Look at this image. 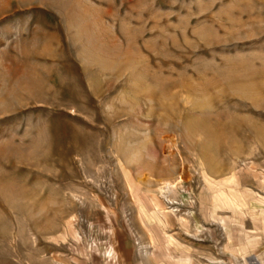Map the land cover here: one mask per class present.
<instances>
[{
    "label": "rangeland",
    "instance_id": "obj_1",
    "mask_svg": "<svg viewBox=\"0 0 264 264\" xmlns=\"http://www.w3.org/2000/svg\"><path fill=\"white\" fill-rule=\"evenodd\" d=\"M0 264H264V0H0Z\"/></svg>",
    "mask_w": 264,
    "mask_h": 264
},
{
    "label": "crops",
    "instance_id": "obj_2",
    "mask_svg": "<svg viewBox=\"0 0 264 264\" xmlns=\"http://www.w3.org/2000/svg\"><path fill=\"white\" fill-rule=\"evenodd\" d=\"M248 250H249V249H246V248H240V249L237 250V253L243 256V254H244L245 252H247Z\"/></svg>",
    "mask_w": 264,
    "mask_h": 264
},
{
    "label": "bare ground",
    "instance_id": "obj_3",
    "mask_svg": "<svg viewBox=\"0 0 264 264\" xmlns=\"http://www.w3.org/2000/svg\"><path fill=\"white\" fill-rule=\"evenodd\" d=\"M148 201V200H147ZM143 203V202H142ZM219 205V204H218ZM171 211H173V210H171ZM157 212V211H156ZM154 221V220H153ZM241 245V244H240ZM178 263V262H177Z\"/></svg>",
    "mask_w": 264,
    "mask_h": 264
}]
</instances>
